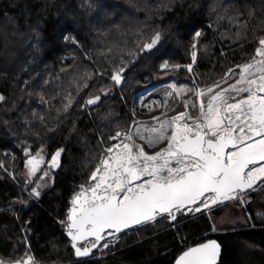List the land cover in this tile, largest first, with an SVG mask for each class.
<instances>
[{
	"label": "trees",
	"instance_id": "1",
	"mask_svg": "<svg viewBox=\"0 0 264 264\" xmlns=\"http://www.w3.org/2000/svg\"><path fill=\"white\" fill-rule=\"evenodd\" d=\"M255 1L0 0L3 262L174 264L191 246L218 238L219 264H264V223L256 215L250 223L215 229L214 217L228 203L164 215L87 259L76 257L66 235L73 197L114 137L135 120V94L168 76L210 82L249 57L236 47L264 27V1ZM187 64L191 73L180 74ZM126 67L119 85L113 76ZM57 150L63 152L59 168L39 194L44 171L29 175L27 159H50Z\"/></svg>",
	"mask_w": 264,
	"mask_h": 264
},
{
	"label": "flooded vegetation",
	"instance_id": "2",
	"mask_svg": "<svg viewBox=\"0 0 264 264\" xmlns=\"http://www.w3.org/2000/svg\"><path fill=\"white\" fill-rule=\"evenodd\" d=\"M253 34H246L244 45L236 47L249 57L230 66L224 76L210 82L168 76L137 92L132 102L135 120L114 137L74 203L84 205L83 210L113 196L133 197L155 182H175L206 165L198 155H215L212 146L229 144L226 157L231 163L264 145V27ZM187 66L180 74L191 73L193 64ZM194 138L205 142L185 152L184 143ZM37 157L41 170L49 167L53 178L57 161Z\"/></svg>",
	"mask_w": 264,
	"mask_h": 264
},
{
	"label": "water",
	"instance_id": "3",
	"mask_svg": "<svg viewBox=\"0 0 264 264\" xmlns=\"http://www.w3.org/2000/svg\"><path fill=\"white\" fill-rule=\"evenodd\" d=\"M150 48V45L147 46V49ZM128 70L129 68L126 67L115 73L114 81L122 85ZM2 100L3 95L0 92V101ZM261 119L264 120V117ZM204 142V138L188 139L183 148L185 152H191L197 147L196 144H204ZM228 146L229 144L227 147H222L220 144L212 146L216 154L211 157L198 155L206 165L187 173L175 182H155L150 188L133 197L123 200L113 196L72 216L66 235L72 241L76 257L90 258L106 240L155 221L174 210L192 209L206 196L214 195L215 201L209 206L214 208L236 199L239 192L256 188L262 178L252 180L247 173L252 167L264 164V145L240 154L231 163H228L226 157ZM62 156L63 152L57 150L51 158V162L58 163L55 170L59 168ZM37 161V155H31L27 159L32 166L37 164ZM88 241L94 243L83 247L82 244ZM222 254L221 241L218 238H210L183 251L175 259L174 264H219ZM2 264H33V258L28 257L18 263Z\"/></svg>",
	"mask_w": 264,
	"mask_h": 264
},
{
	"label": "rangeland",
	"instance_id": "4",
	"mask_svg": "<svg viewBox=\"0 0 264 264\" xmlns=\"http://www.w3.org/2000/svg\"><path fill=\"white\" fill-rule=\"evenodd\" d=\"M164 67V66H163ZM113 147V146H112ZM112 147L108 151L109 153L112 152ZM31 170L32 175L38 174L39 171L42 169L41 165L35 164ZM31 169V166L29 163L27 164V173L29 174V170ZM260 170H263V172H260ZM248 176L255 180L257 178H262L259 185L247 192H239L238 197L234 200H232L230 203L226 205L225 211L214 217V225L215 229L218 230L220 228L226 227V226H235L239 224H246L250 223V218L252 214L256 215L257 221L264 223V164H260L258 166H255L251 168L248 171ZM30 175V174H29ZM53 181V178L51 176L49 167L48 169H45V172H43V176L40 179V182L37 186V192L40 194L43 191H45L48 187L51 186ZM85 192V187L83 186L80 191L75 195H82ZM74 196V197H75ZM74 197L72 200V206L69 212V221L71 220V217L78 213L79 210L83 208V206L76 205L74 203ZM215 201L214 195H209L204 197L199 204H197L192 209L185 208V209H177L174 210L169 215L171 217H179L185 214L189 213H198L203 210L209 209V206ZM234 201V202H233ZM226 204V203H224ZM223 205V204H221ZM219 206V205H218ZM217 207V206H216ZM251 208L252 211L249 210ZM253 212V213H252ZM120 237H114L112 239L106 240L103 242L97 250L94 251V253H102L103 251L107 250L112 245H116L120 241ZM94 243V241H88L82 244L83 247L90 246ZM93 253V254H94ZM5 263L0 259V264Z\"/></svg>",
	"mask_w": 264,
	"mask_h": 264
},
{
	"label": "bare ground",
	"instance_id": "5",
	"mask_svg": "<svg viewBox=\"0 0 264 264\" xmlns=\"http://www.w3.org/2000/svg\"><path fill=\"white\" fill-rule=\"evenodd\" d=\"M256 1H257V0H256ZM256 1H255V2H256ZM261 1H262V0H261ZM261 1H260V3H261ZM263 1H264V0H263ZM257 2H258V1H257ZM262 6H263V4H262ZM263 8H264V7H263ZM150 46H151V45H150ZM20 51H21V50H20ZM148 51H149V50H148ZM18 52H19V51H18ZM21 52H22V51H21ZM24 53H25V52H24ZM20 54H21V53H20ZM260 172H263V170H260ZM230 202H231V201H230ZM230 202H229V203H230ZM233 202H234V201H233ZM172 214H173V213H172ZM156 220H157V219H156ZM119 237H120V236H119ZM102 245H103V244H102Z\"/></svg>",
	"mask_w": 264,
	"mask_h": 264
}]
</instances>
